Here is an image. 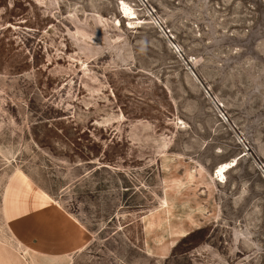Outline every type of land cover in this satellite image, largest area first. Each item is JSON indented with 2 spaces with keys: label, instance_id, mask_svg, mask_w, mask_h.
I'll list each match as a JSON object with an SVG mask.
<instances>
[{
  "label": "rangeland",
  "instance_id": "374dc122",
  "mask_svg": "<svg viewBox=\"0 0 264 264\" xmlns=\"http://www.w3.org/2000/svg\"><path fill=\"white\" fill-rule=\"evenodd\" d=\"M0 264H264V0H0Z\"/></svg>",
  "mask_w": 264,
  "mask_h": 264
},
{
  "label": "bare ground",
  "instance_id": "6f19581e",
  "mask_svg": "<svg viewBox=\"0 0 264 264\" xmlns=\"http://www.w3.org/2000/svg\"><path fill=\"white\" fill-rule=\"evenodd\" d=\"M122 14L124 13V15H130L132 16L134 13L131 11V8H129L128 6H126L124 3H123V11L121 12ZM124 17V16H123ZM133 19V18H132ZM136 19V18H135ZM118 23V22H117ZM235 162V160H234ZM234 162H225V163H222L218 166L217 168V178H220L219 181L220 182H224V179H225V176H226V173L232 168L234 167Z\"/></svg>",
  "mask_w": 264,
  "mask_h": 264
}]
</instances>
